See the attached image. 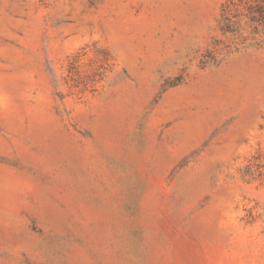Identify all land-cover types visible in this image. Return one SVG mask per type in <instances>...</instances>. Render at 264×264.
Here are the masks:
<instances>
[{
  "label": "rangeland",
  "instance_id": "1",
  "mask_svg": "<svg viewBox=\"0 0 264 264\" xmlns=\"http://www.w3.org/2000/svg\"><path fill=\"white\" fill-rule=\"evenodd\" d=\"M0 264H264V0H0Z\"/></svg>",
  "mask_w": 264,
  "mask_h": 264
}]
</instances>
